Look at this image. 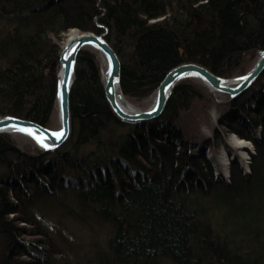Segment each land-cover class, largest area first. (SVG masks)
Returning a JSON list of instances; mask_svg holds the SVG:
<instances>
[{
	"label": "trees",
	"instance_id": "1",
	"mask_svg": "<svg viewBox=\"0 0 264 264\" xmlns=\"http://www.w3.org/2000/svg\"><path fill=\"white\" fill-rule=\"evenodd\" d=\"M0 22V116L42 125L69 28L104 34L121 61L120 88L136 99L180 63L229 77L264 49V0H0ZM100 78L96 55L81 49L63 146L33 155L0 133V264H51L42 212L59 198L103 225L107 247L85 264H263L264 245L251 244H264L253 217L264 212V70L218 117L214 141L231 132L255 149L250 173L231 165L226 183L192 154L203 141L180 125L206 104L189 78L160 116L136 122L114 114Z\"/></svg>",
	"mask_w": 264,
	"mask_h": 264
},
{
	"label": "rangeland",
	"instance_id": "2",
	"mask_svg": "<svg viewBox=\"0 0 264 264\" xmlns=\"http://www.w3.org/2000/svg\"><path fill=\"white\" fill-rule=\"evenodd\" d=\"M1 23L2 22H0V27H2ZM69 29H74L76 33H81V31L77 30L76 28ZM68 30L64 32L62 39L59 41V47L61 49L68 40ZM86 48L93 51V53L96 55V60L100 69V79L102 81L105 59L100 52L96 51V49L94 50L91 47ZM257 55V51L253 54L248 53L247 55H245L242 62V66L245 72L253 66ZM189 80L194 83L195 86L201 89L203 96L206 98V100H204L206 104L198 105V103H196L194 104L195 107L193 108L192 112L182 113L180 115V125L188 131L189 135H196L199 141L204 142L206 139H211L210 145H208L209 149L207 150V148L204 147V150L206 151L203 153L201 152L202 154L199 151L197 155H204V157L207 158V160L210 162V166H212L214 170V166H218L217 161L220 156H222L223 159L225 158V160L228 158V167L231 165H235L238 166L239 169H241L242 165L240 164V161L237 158H234V156L232 155V152H237L238 150L230 143L231 140L234 137L236 138L237 136H235L234 133L231 132H222L221 138L214 141V132L215 129L218 128V117L220 116L222 109L230 100L229 95L210 89L198 78L191 77L189 78ZM124 97L131 106H134L140 110H144L151 105L154 98V91L146 97L139 99L128 98L125 95ZM45 126L52 130H56L60 126L55 99L51 105L48 114V121ZM8 135L11 137L16 146L23 152H29L33 155L45 152L40 149L30 137L22 133H8ZM164 139L170 140L168 135H165ZM245 141L249 146V152L246 153L245 156V161L248 162L251 160L255 149L250 140L245 139ZM61 146H63V144ZM176 146L179 148L177 142ZM226 173V169L221 172V175H219L218 173V176L216 175L217 180L226 183ZM62 202L66 203L65 207L63 208L61 206ZM58 205L60 206V210ZM58 205H56V202L54 200H48V202L44 205L42 212V230L47 233V240L49 241V244H51L49 246L50 249L48 250V253H50L51 264H85L86 258L89 259L91 257H94V251L97 252L99 249L105 250V248L107 247V244L105 243V241H107V238L104 235V229L101 222L90 217V215H88V217L86 216L84 218L77 219L81 217V215H76L75 211H73L75 210L74 207L70 206V203L66 202V200L63 198H59ZM56 209H58V211ZM256 214H258V216L253 215V217L257 218L256 223H258V227L264 230V212H257ZM217 218H220V216H218ZM216 219H214V221H216ZM252 226L255 227L257 226V224L253 223ZM231 227L239 228V222H235L231 225ZM24 238L26 240L40 239L39 236L30 234L24 235ZM39 243H41L42 246L43 244H45L43 243V241H40ZM251 245L254 246L253 248L258 249L264 244ZM262 261L264 264V259Z\"/></svg>",
	"mask_w": 264,
	"mask_h": 264
},
{
	"label": "water",
	"instance_id": "3",
	"mask_svg": "<svg viewBox=\"0 0 264 264\" xmlns=\"http://www.w3.org/2000/svg\"><path fill=\"white\" fill-rule=\"evenodd\" d=\"M88 46L96 48L107 62V70L103 75L102 85L106 100L112 111L118 118L130 122L150 120L160 116L171 95L174 84L183 78H199L210 89L226 93L232 99L244 92L264 70V49L257 51L258 55L255 63L248 71L232 77L216 75L205 66L194 62L180 63L170 68L161 79L154 91V99L149 107L144 110H126L119 102V97L123 93L120 88L121 62L117 52L106 40L104 34L81 32L68 40L59 54L61 69L57 73L55 94L60 124L59 131L49 129L33 120L5 115L0 117V133H22L30 137L45 152L61 146L71 133L70 90L74 80L77 54L82 48ZM21 128L29 129L32 134L20 131ZM61 131H63V135L57 139L53 133ZM38 137L42 138V142L37 139ZM44 145H47V147Z\"/></svg>",
	"mask_w": 264,
	"mask_h": 264
},
{
	"label": "bare ground",
	"instance_id": "4",
	"mask_svg": "<svg viewBox=\"0 0 264 264\" xmlns=\"http://www.w3.org/2000/svg\"><path fill=\"white\" fill-rule=\"evenodd\" d=\"M76 35H78V33H76V31L74 30V29H69L68 30V40H70L71 38H73V37H75ZM67 40V41H68ZM112 46V45H111ZM88 47H91V48H93L94 50L96 49V48H94V47H92V46H88ZM86 48V47H85ZM83 49V48H82ZM114 49V48H113ZM96 51H98L97 49H96ZM99 52V51H98ZM119 57V56H118ZM121 62V61H120ZM186 63V62H185ZM104 71H103V75H105V73H106V70H107V62L105 61V63H104ZM176 66V65H175ZM174 67V66H173ZM207 68V67H206ZM60 64H59V70L57 71V73L60 71ZM166 74V73H165ZM215 74V73H214ZM217 75V74H216ZM241 75V74H240ZM220 76V75H219ZM164 77V76H163ZM187 78H191V77H187ZM193 78H195V77H193ZM56 79H57V74H56ZM183 79H185V78H183ZM199 79V78H198ZM182 80V79H181ZM180 81V80H179ZM102 82V81H101ZM253 84V83H252ZM251 84V85H252ZM250 85V86H251ZM158 86V85H157ZM249 86V87H250ZM248 87V88H249ZM247 88V89H248ZM56 89H57V82H56V85H55V94H56ZM156 89V88H155ZM155 89H154V91H155ZM173 89V88H172ZM246 89V90H247ZM245 90V91H246ZM122 91V90H121ZM223 93V92H222ZM243 93V92H242ZM105 94V93H104ZM241 94V93H240ZM239 94V95H240ZM155 95V94H154ZM238 96V95H237ZM235 98V97H234ZM54 99H55V97H54ZM154 99V98H153ZM233 99V98H232ZM55 102H56V100H55ZM119 102H120V105L124 108V109H126V110H140V109H138V108H136V107H134V106H131L129 103H128V101L126 100V98L124 97V94L121 96V97H119ZM57 104V103H56ZM111 107V106H110ZM165 108V107H164ZM5 116V115H4ZM0 117H2V116H0ZM70 117H71V115H70ZM26 119V118H25ZM121 119V118H120ZM30 120V119H29ZM121 120H123V119H121ZM125 121H127V120H125ZM36 122V121H35ZM130 122V121H129ZM71 123V122H70ZM41 124V123H40ZM45 126V125H44ZM46 127V126H45ZM60 128V127H59ZM59 128L57 129L58 131H59ZM13 133H15V132H13ZM71 134V133H70ZM234 135L235 136H237L235 133H234ZM169 138H170V136H169ZM242 137H239V136H237L236 138L234 137L232 140H231V144L238 150L237 152H232V155L234 156V158H237L239 161H240V164L242 165V167H241V169H239V167L237 166V168L240 170V172L243 174V175H248L249 173H250V171H251V160L250 161H245V156H246V153H248L249 152V146L247 145V143H246V141H245V139L244 138H242ZM244 139V140H243ZM170 140H171V138H170ZM211 140V139H210ZM178 144V143H177ZM208 145H210V144H207V143H204V142H201L199 145H197L193 150H192V154H194L195 156H203L204 157V155H197L198 154V152L200 151V153L202 152H205L206 150H204V147H206L207 148V150L209 149V146ZM60 147V146H59ZM59 147H57V148H59ZM56 148V149H57ZM55 150V149H54ZM51 151H53V150H51ZM201 153V154H202ZM204 158H206V157H204ZM207 159V158H206ZM228 159V158H227ZM225 160V158L223 159V157L222 156H220V158L218 159V161H217V165L218 166H214V168H215V170L213 169V167L211 166V169H212V173H213V175H214V177H215V179L217 180V177H216V175L218 176V173H219V175H221V172H223V170L224 169H226V171H227V182L229 181V179H228V177L230 178V166L228 167L227 166V164H228V160ZM209 162V161H208ZM210 163V162H209ZM223 169V170H222ZM228 172H229V174H228ZM215 173V174H214ZM221 178V177H220ZM219 181V180H218Z\"/></svg>",
	"mask_w": 264,
	"mask_h": 264
},
{
	"label": "snow or ice",
	"instance_id": "5",
	"mask_svg": "<svg viewBox=\"0 0 264 264\" xmlns=\"http://www.w3.org/2000/svg\"><path fill=\"white\" fill-rule=\"evenodd\" d=\"M19 130H20V131L29 132L30 134H32V133L30 132L29 129L21 128V129H19ZM53 135H55V136L57 137V139H59V138L63 135V131L58 132V133H53ZM37 139L41 140V142H42V138L38 137ZM44 146L47 147V145H44Z\"/></svg>",
	"mask_w": 264,
	"mask_h": 264
}]
</instances>
